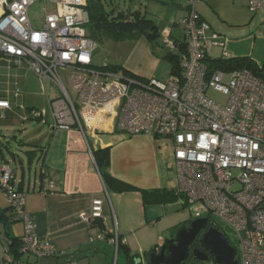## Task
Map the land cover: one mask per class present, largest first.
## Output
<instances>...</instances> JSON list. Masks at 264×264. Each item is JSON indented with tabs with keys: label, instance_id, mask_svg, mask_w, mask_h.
Wrapping results in <instances>:
<instances>
[{
	"label": "built area",
	"instance_id": "2783aa9c",
	"mask_svg": "<svg viewBox=\"0 0 264 264\" xmlns=\"http://www.w3.org/2000/svg\"><path fill=\"white\" fill-rule=\"evenodd\" d=\"M200 1L189 0L188 15L179 22L183 42L170 29L161 32L163 46L179 60V71L167 81L95 66L98 44L87 32V0H0V56L26 62L44 89L47 80L62 88L64 97L51 101L55 128L91 126L109 115L129 135L170 139L178 192L189 206L198 205L195 218H207L223 231L230 228L238 264H264V79L248 69L209 68L213 50L224 48V42L198 14ZM37 2L45 4L40 28L29 17ZM249 9H264V0H249ZM219 58L232 59L226 50ZM210 91L224 95L225 102L215 101ZM10 108L9 100L0 99V110ZM33 114L43 117L39 111ZM12 179V166L1 163L0 188L25 223L19 249L28 258L16 260L7 252L5 263L79 264L70 255H59L50 239L39 238L37 224L24 208L25 195ZM102 212L103 201L96 199L90 214L80 217L93 223ZM107 236L102 232L98 238ZM110 241L117 247L119 238ZM164 244L161 238L157 253ZM50 258L57 260L44 262Z\"/></svg>",
	"mask_w": 264,
	"mask_h": 264
},
{
	"label": "crops",
	"instance_id": "0c3cea01",
	"mask_svg": "<svg viewBox=\"0 0 264 264\" xmlns=\"http://www.w3.org/2000/svg\"><path fill=\"white\" fill-rule=\"evenodd\" d=\"M188 1L172 0L179 9L173 17L176 27L188 15ZM196 10L213 31L223 36L224 48H218L214 58L226 50L232 58L251 59L264 69V9L251 12L249 0H201ZM166 29L173 35L172 28ZM129 40L121 60L109 64L121 65L143 79L163 77L164 62L171 72V64L163 58L165 54L156 52L146 37ZM32 72L26 62L17 64L0 56V99L11 102L10 109L0 110V164L9 162L10 156L20 165L22 172L13 169L15 182L25 195L24 208L34 218L39 238L50 239L59 255H70L79 264H111L110 255L118 248L110 238L116 235L132 255L156 248L161 238L166 242L164 233L174 232L182 223L177 212L189 207L184 197L146 205L138 190H109L97 167L95 152L109 148V173L122 182L141 190L178 192L173 142L168 139L172 149L167 152V142L151 135H129L109 115L96 118L91 126L55 128L51 101L60 98L54 97L48 102L49 122L44 115L42 121L37 120L43 123L44 131L40 129L37 139H29L25 137L27 127L19 128L15 121L29 119L27 114H21L26 113L28 102L25 76ZM22 90L26 95L19 103ZM96 199L103 201V217L93 223L84 222L80 215H89ZM5 209H10V203L0 189V210ZM102 232L108 233L106 239L98 238ZM24 234L23 220H16L8 228L0 222V264H6L4 258L11 239H20ZM124 260L126 263L125 255Z\"/></svg>",
	"mask_w": 264,
	"mask_h": 264
},
{
	"label": "trees",
	"instance_id": "16d2710c",
	"mask_svg": "<svg viewBox=\"0 0 264 264\" xmlns=\"http://www.w3.org/2000/svg\"><path fill=\"white\" fill-rule=\"evenodd\" d=\"M87 10L89 13V23L87 24V32L89 37L92 39L99 41V40H123V39H134L139 36L146 37L154 46V43L157 40L161 39V32L156 24V21L153 17H150L149 13L141 12V10H132L128 8L127 5L122 6L118 0H87ZM179 25V23H178ZM176 39V38H175ZM178 42L179 39H176ZM184 44L180 45L182 48ZM163 46V44H162ZM171 64V74L177 73L179 71V60L178 55L173 54L171 52H167V54L163 57ZM97 66V65H95ZM208 66L210 69H248L256 76L264 79V69L257 66V64L248 58H232L230 60H223L221 58H211L208 61ZM97 68L103 70H123L125 74L129 77H137L136 75L132 74L128 70L124 69L121 65H112L108 64L107 66H97ZM139 78V77H137ZM145 80L143 78H139ZM40 118V117H36ZM42 118V117H41ZM95 159L97 163V167L99 172L102 176V179L109 190L114 192L123 193L127 191H140L144 203H163L166 201H173L182 197V194L175 191L170 192H160L159 190H141L138 189L130 184L122 182L116 178H114L109 173L110 167V152L109 148L99 150L95 152ZM7 162V161H4ZM2 162V163H4ZM9 163V162H8ZM10 164V163H9ZM12 184L15 186L18 192H22L19 190L15 182L14 177V170H13V179ZM1 185V184H0ZM1 189V188H0ZM11 210L13 213L11 215L8 213ZM16 220H22L17 213L13 206L10 205V209L0 210V222L6 225L12 224ZM192 222V221H191ZM190 222V223H191ZM189 224H180L175 227L174 233H177L179 229L185 226H189ZM219 231H221L233 245L230 238L225 234V232L219 226H214ZM10 236V235H9ZM176 236V235H175ZM173 236L172 238H174ZM21 246V238H12L11 244L7 249V252L11 254L14 259L22 260L24 256L20 252ZM118 253H123L126 258V264H135L138 258L143 257L144 259H148L149 254L152 252H156V248H153L149 251L140 254H130L129 250L122 245L121 240L118 241L117 246ZM208 260H198L193 255L184 264H216L214 258L210 255ZM25 259L28 258L24 256Z\"/></svg>",
	"mask_w": 264,
	"mask_h": 264
},
{
	"label": "rangeland",
	"instance_id": "374dc122",
	"mask_svg": "<svg viewBox=\"0 0 264 264\" xmlns=\"http://www.w3.org/2000/svg\"><path fill=\"white\" fill-rule=\"evenodd\" d=\"M118 2H120L122 6H125L126 4L127 7L131 8L132 10H141V12L147 11L150 14L149 16L153 17L157 22L160 31L163 32L166 30V28H172L173 37L179 39L180 41H183V31L175 26L173 18L175 10L179 9L177 6H174L172 4V0H118ZM47 6L49 11L53 9V6L51 4L48 3ZM44 7V2H37L29 9L30 20L37 28H40L44 23ZM180 16L181 15L178 14L177 20H179ZM97 44L98 48L93 54V63L97 66H103L109 63L117 64L121 60L122 54L128 49L130 40L127 38L123 40H99L97 41ZM162 44V39L160 38L157 40V42L154 43V48L156 49V52H159L160 55L167 54L168 52L167 48L162 46ZM217 55L218 48H215L212 52V56L215 57ZM161 68L163 71L166 70L164 76L155 79L162 81L169 80L171 74L169 66L164 62ZM63 79L66 89L70 92V85L65 75L63 76ZM24 85L26 86L28 92H26V95L25 91L22 90V97L20 98L19 103H23L21 100H23V97H25L26 95L25 100L28 99V102L26 103L27 110L25 109L24 111L26 113L21 115L27 114L26 117L29 119L25 121H23V119H17V121L15 122L16 125L19 126V128L27 127L28 134L25 137L29 139H37L41 133L40 129H43L44 131V125H42L43 123L39 124L37 123V120L42 121V119L45 118L46 121H48L49 119V116L47 117L46 115L47 110L50 112L48 103L49 99L52 97L62 98L65 94L61 87L57 86L55 83L52 84V82L49 80L46 82V89H44V87H42L41 85V82L33 72L25 76ZM209 96L212 97L215 101H219L221 103L225 102V96L217 92L210 91ZM38 111L43 113L44 118H33V113ZM159 139H161L162 142H167L168 145L172 144L168 139V141H166L165 138ZM166 149L167 152H171V145H169ZM7 158L14 170L16 169L17 172H22L19 164H16V162H14V160L10 156H7ZM197 207L198 205L189 206L188 208L179 210L177 212V216L181 219L182 224H189L191 221L196 219L195 209H197ZM205 215L206 214L203 212V216ZM224 232L229 238H231L233 244L236 245L233 232L230 230V228L224 226ZM176 234L177 233L174 232H165L164 237L166 238V240H169L172 239V237ZM110 260L111 264H126L124 255L122 253H118V250L116 251V249H114L113 253H111Z\"/></svg>",
	"mask_w": 264,
	"mask_h": 264
},
{
	"label": "water",
	"instance_id": "95a60500",
	"mask_svg": "<svg viewBox=\"0 0 264 264\" xmlns=\"http://www.w3.org/2000/svg\"><path fill=\"white\" fill-rule=\"evenodd\" d=\"M200 248L193 250L198 260H208V253L216 264H238L237 250L228 238L216 227L210 226L207 218L193 220L182 227L172 239L166 240L159 253L152 252L148 259L138 258L135 264H184L190 256V247L198 238Z\"/></svg>",
	"mask_w": 264,
	"mask_h": 264
},
{
	"label": "flooded vegetation",
	"instance_id": "af4514ba",
	"mask_svg": "<svg viewBox=\"0 0 264 264\" xmlns=\"http://www.w3.org/2000/svg\"><path fill=\"white\" fill-rule=\"evenodd\" d=\"M200 236H201V234L198 236V238L193 242V244L191 245V247H190V256H189V258L191 257V255H193V250L197 247V248H200V244H199V239H200ZM208 255H210L209 253H208ZM211 256V255H210ZM188 258V259H189ZM144 264H146L145 262H144Z\"/></svg>",
	"mask_w": 264,
	"mask_h": 264
}]
</instances>
